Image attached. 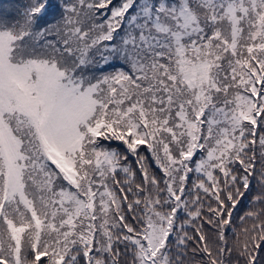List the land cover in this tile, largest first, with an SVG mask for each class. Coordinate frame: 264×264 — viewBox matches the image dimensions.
<instances>
[{"label": "snow or ice", "instance_id": "6c2138e0", "mask_svg": "<svg viewBox=\"0 0 264 264\" xmlns=\"http://www.w3.org/2000/svg\"><path fill=\"white\" fill-rule=\"evenodd\" d=\"M0 264H264V0H0Z\"/></svg>", "mask_w": 264, "mask_h": 264}, {"label": "trees", "instance_id": "16d2710c", "mask_svg": "<svg viewBox=\"0 0 264 264\" xmlns=\"http://www.w3.org/2000/svg\"><path fill=\"white\" fill-rule=\"evenodd\" d=\"M251 198L249 197L248 199H245L243 202H242V205H240L238 207V211L236 212L235 214V222L236 224L239 226L240 224V221H239V216L242 215L244 213V211L247 209V207L249 206V200Z\"/></svg>", "mask_w": 264, "mask_h": 264}]
</instances>
